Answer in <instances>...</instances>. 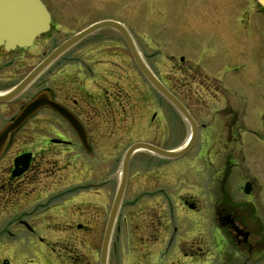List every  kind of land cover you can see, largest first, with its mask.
Returning a JSON list of instances; mask_svg holds the SVG:
<instances>
[{"label":"flooded vegetation","instance_id":"af4514ba","mask_svg":"<svg viewBox=\"0 0 264 264\" xmlns=\"http://www.w3.org/2000/svg\"><path fill=\"white\" fill-rule=\"evenodd\" d=\"M41 1L48 28L29 45H0V96L63 42L82 35L15 96L0 100V130L29 101H39L0 152V264H99V251L91 245L103 238L118 147L190 143L181 156L195 148L199 158L223 161L224 183L231 162L242 158L239 149L264 143V10L256 0ZM138 61L188 116L152 86ZM146 106L149 115L142 112ZM146 153V175L130 188L137 195L122 198L119 206L107 264L113 239L120 238L119 219L135 223L150 213H172L169 200L161 204L162 188L142 186L151 182L149 176L173 174L177 166ZM101 168L108 176H101ZM80 175L98 178L78 182ZM128 183L129 178L124 193ZM249 183V192L236 202L220 189L207 204H199L194 193L178 194L183 218L201 215L197 232L177 242L175 253L183 256L178 264H264V207L247 199ZM94 192L99 217L85 199ZM147 227L135 225L143 231L139 238L151 237L154 228Z\"/></svg>","mask_w":264,"mask_h":264},{"label":"rangeland","instance_id":"374dc122","mask_svg":"<svg viewBox=\"0 0 264 264\" xmlns=\"http://www.w3.org/2000/svg\"><path fill=\"white\" fill-rule=\"evenodd\" d=\"M26 69H22L25 71ZM164 71H168V68H164ZM151 108L144 107L142 112L149 111ZM140 112V110H139ZM151 113L149 111L148 115ZM139 137H141L139 135ZM163 148L169 149L173 148L174 144L172 142H165L162 144ZM126 147H118L116 151V163L111 170L110 183L107 188H109L110 194L109 202L113 197V192L116 189L119 180V171L121 167V158ZM195 148L189 153L179 157L168 159L169 164L177 166V171L173 174L165 172L162 176L157 173L154 177H150L152 181L156 182L155 186H150L145 183L142 187H160L163 189V194L165 195L164 201L161 200V204L167 205L169 200L170 205H172V213L168 214L166 212L162 215L156 217L152 213L136 219V222L130 223L129 219L122 222L118 220L119 231H115V234L120 236L119 239H113L109 253V264H178L183 261V256L175 253V249L178 246L177 242L183 236H190L195 234L197 230V220L201 216L200 213H188L187 218L182 217V209L177 205V196L183 192L194 193L199 204H207L209 201V196L213 202L214 194H219V189L221 192L229 193L232 201H238L244 199V192L242 190L243 181L247 179L252 184V196L247 197L252 203H256L259 208L264 207V143H254L253 147L246 148L241 147L240 153L242 158L234 159L231 162L233 169H231L230 174L224 183L220 181L221 171L224 166V162L218 160L213 163V159L209 158H199L196 156ZM238 150V148L236 149ZM220 151V150H219ZM146 151L138 150L130 161L129 165V183L128 189L125 191L123 200H127L137 195V192H133L130 188L133 186H140L141 180L137 179L146 175L143 173V168L141 169L142 162L144 161ZM144 156V157H143ZM213 163V164H211ZM145 164V163H144ZM218 173H217V171ZM101 176H108L109 173L107 168L98 169ZM143 171V172H142ZM136 172H139L138 175ZM148 174V173H147ZM135 177V178H134ZM98 176L92 177V175H81L76 179L78 182L85 179H95ZM134 178V180H133ZM85 197L87 201L91 203L88 206L92 207V215L100 214L103 215L102 209H98L95 206L96 197L92 193ZM194 196V199L195 197ZM167 198V200H166ZM159 202V201H158ZM158 202L152 201L153 204ZM141 202H139L140 205ZM98 207L96 209L93 207ZM167 207V206H166ZM136 207L134 211H137ZM153 209H149L152 212ZM168 211V209H166ZM139 223V227L148 226L150 230L151 237L155 236L156 239L150 238H139L143 234V231L139 228H135V225ZM45 224V223H43ZM193 229H195L193 231ZM186 231V233H185ZM191 231V233L189 232ZM193 231V233H192ZM202 237H207L205 233L202 232ZM128 236V238H127ZM137 236V237H136ZM87 243V240L85 241ZM92 252L96 253L99 251L100 241L99 239L95 241L92 245ZM26 246H22L21 250L24 252ZM80 250H83V246ZM95 254V255H96ZM25 260V259H24Z\"/></svg>","mask_w":264,"mask_h":264},{"label":"water","instance_id":"95a60500","mask_svg":"<svg viewBox=\"0 0 264 264\" xmlns=\"http://www.w3.org/2000/svg\"><path fill=\"white\" fill-rule=\"evenodd\" d=\"M264 7V0H257ZM49 14L40 0H0V45L6 49L15 46L29 45L34 37L40 32L48 28ZM82 34L73 36L66 40L59 48H57L50 56H48L40 65L34 68L11 92L4 96H0V100L13 97L20 89L30 82L36 74L62 49L74 43ZM138 67L146 76L149 82L162 93L175 107L181 109L183 115L188 116L187 111L178 102V100L157 80L148 67L138 61ZM39 104L38 97L29 101L11 120L7 121L0 130V151L4 147L7 137L11 131L16 129L24 120H26ZM70 123L75 127V123L69 119ZM190 148V143L177 150H167L156 147L146 142H135L130 145L122 159L121 179L117 191L115 193L103 233L99 252V264H106L110 234L114 224V220L118 211V207L123 194L128 162L131 154L137 149H147L158 155L175 158L185 153ZM250 190L249 183H245L244 192Z\"/></svg>","mask_w":264,"mask_h":264}]
</instances>
